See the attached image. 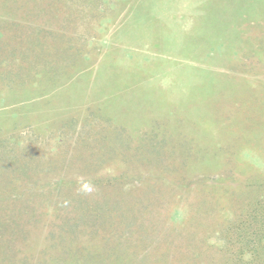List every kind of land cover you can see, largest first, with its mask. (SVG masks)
<instances>
[{
    "label": "rangeland",
    "instance_id": "rangeland-1",
    "mask_svg": "<svg viewBox=\"0 0 264 264\" xmlns=\"http://www.w3.org/2000/svg\"><path fill=\"white\" fill-rule=\"evenodd\" d=\"M264 0H0V264H264Z\"/></svg>",
    "mask_w": 264,
    "mask_h": 264
},
{
    "label": "clouds",
    "instance_id": "clouds-1",
    "mask_svg": "<svg viewBox=\"0 0 264 264\" xmlns=\"http://www.w3.org/2000/svg\"><path fill=\"white\" fill-rule=\"evenodd\" d=\"M242 158L255 167L258 171L264 172V158L258 156L252 149H245Z\"/></svg>",
    "mask_w": 264,
    "mask_h": 264
}]
</instances>
